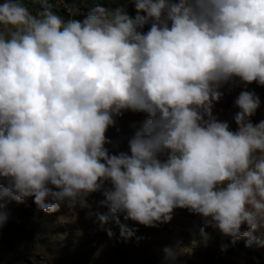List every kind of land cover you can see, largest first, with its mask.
<instances>
[{
    "label": "clouds",
    "instance_id": "9594fccd",
    "mask_svg": "<svg viewBox=\"0 0 264 264\" xmlns=\"http://www.w3.org/2000/svg\"><path fill=\"white\" fill-rule=\"evenodd\" d=\"M39 2L36 14L0 3V225L6 199L52 214L101 192L109 238L118 228L138 243L127 221L158 227L181 208L202 217L204 246L207 227L232 246L264 245L253 235L264 227V120L250 119L260 98L239 93L236 130L212 111L224 85L264 86V0H133L134 17L96 4L83 19ZM129 110L147 119L130 154H111L106 132ZM163 253L175 261L180 245Z\"/></svg>",
    "mask_w": 264,
    "mask_h": 264
},
{
    "label": "rangeland",
    "instance_id": "374dc122",
    "mask_svg": "<svg viewBox=\"0 0 264 264\" xmlns=\"http://www.w3.org/2000/svg\"><path fill=\"white\" fill-rule=\"evenodd\" d=\"M22 2L33 14L42 10L39 0ZM49 4L64 19H83L96 4L109 9L122 7L133 17L136 14L133 0H49ZM149 28L150 24H146L142 31L147 32ZM220 90L225 95L214 103L213 115L227 121L231 130L237 128L234 116L239 108L235 99L243 90L254 91L260 98V106L251 121L255 124L264 120V86L255 82L245 85L237 80ZM146 119L145 113L130 110L115 117V125L106 132L112 142L106 145L109 152L130 154L128 141ZM87 199L89 207L70 209L61 203L59 211L52 214L38 210L33 198L20 203L6 199L3 210L7 219L0 225V264H264V245L254 242L248 247L247 238H240L232 246L230 237L211 227L205 230L212 239L204 246L199 235L200 228L204 227L203 219L187 209H175L171 222L158 227L127 221L143 237L138 243L134 238L128 242L119 239L118 228L116 237L109 238L96 222L95 213L106 210L97 203L103 199L102 193H92ZM253 235L264 241V227ZM222 243L230 245L227 251L221 250ZM177 244L181 254L175 261L165 262L164 246Z\"/></svg>",
    "mask_w": 264,
    "mask_h": 264
}]
</instances>
